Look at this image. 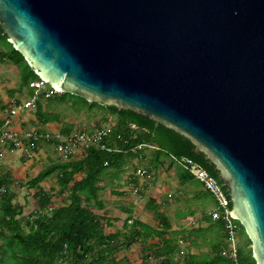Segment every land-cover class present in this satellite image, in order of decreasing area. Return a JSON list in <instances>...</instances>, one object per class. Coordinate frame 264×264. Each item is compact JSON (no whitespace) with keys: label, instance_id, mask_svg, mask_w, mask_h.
<instances>
[{"label":"water","instance_id":"1","mask_svg":"<svg viewBox=\"0 0 264 264\" xmlns=\"http://www.w3.org/2000/svg\"><path fill=\"white\" fill-rule=\"evenodd\" d=\"M0 26L61 93L188 138L264 264V0H0Z\"/></svg>","mask_w":264,"mask_h":264},{"label":"trees","instance_id":"2","mask_svg":"<svg viewBox=\"0 0 264 264\" xmlns=\"http://www.w3.org/2000/svg\"><path fill=\"white\" fill-rule=\"evenodd\" d=\"M0 43L4 46V49L3 47L0 49V60L18 68L22 83L29 87L31 96L33 90L30 88V82L39 79V76L23 55L8 42L1 26ZM65 99L75 102L74 107L62 108L66 112L70 108L75 112L88 109L94 116L92 111L97 109L104 112L101 118L105 121H108V115H114L116 121L112 126L113 132L109 142L119 146L121 151L108 152L97 147H89L82 156L67 160L60 157L53 160L26 182L27 188L34 190L33 193L26 195H31L37 205L29 208L28 212L25 210L31 201L21 203L17 200V194L0 178V187L5 188V191L0 192V264H127L125 257H119L120 251L129 249L140 237L152 235L161 237L162 241L158 254L165 256H154L161 258L159 264H231L223 247L224 223L211 216L207 218L212 220L220 235L217 246L213 247L212 255L197 256L184 253L182 256H175L180 252L179 239L172 238L171 235L169 238L165 237L170 233L168 232L170 225L165 224L168 222L166 218L165 222L159 221L164 228L158 229L130 217L125 222L128 226L125 239H120V234H107L105 226L108 220L94 210L103 206L99 198V183L103 176L118 178L140 154L146 157L147 151L134 152L132 150L134 146L141 143L157 146L150 150L152 156L149 162L142 161L141 164L147 171H152V167L158 168L160 164L170 160L171 164L176 166L177 175L183 184L195 185L197 180L195 181L189 171L172 159L171 155L177 158H191L215 177L217 171L204 153L194 152V145L188 138L130 109L106 106L77 95L58 92L50 97L40 95L35 107L30 110L34 111L36 117L43 123L55 121L64 115L60 109L56 110V104ZM73 129L74 125L66 122L61 132L68 134ZM106 162L108 164H105ZM53 177H56V181L50 188L46 189L41 185L42 181ZM136 179L139 180L138 177ZM146 188L145 183L140 193H144ZM207 194L209 193L205 191L206 197ZM26 195L25 198L28 199ZM147 205L153 209L158 207L151 198ZM155 211L156 218L165 217ZM129 219H133L131 224H128ZM241 227L245 238L244 243L239 245L240 263L256 264L252 242L242 224ZM155 246L156 244L149 245L152 248ZM146 257L143 259L146 260ZM181 257L182 260L179 261Z\"/></svg>","mask_w":264,"mask_h":264},{"label":"crops","instance_id":"3","mask_svg":"<svg viewBox=\"0 0 264 264\" xmlns=\"http://www.w3.org/2000/svg\"><path fill=\"white\" fill-rule=\"evenodd\" d=\"M5 69L15 72L11 63L0 65V71H7ZM16 73H19V71H16ZM3 85L6 89L5 92L7 93L8 91V93L2 94L0 98V124L13 102H19L30 96V89L24 92L20 86L18 89L14 85L15 88L12 87L11 82L3 83ZM66 122L73 123L74 121L64 114L56 118L55 121L43 123L36 117L34 111L29 109L23 110L17 116L13 128L21 133L32 130L61 131ZM153 149L146 148L145 150H141L148 152L146 153V157L144 154H140L139 158L133 161V175L124 176L125 180L123 182L126 183V187H120L119 184L117 187H114V185L110 187L111 185H107L106 183L109 180L108 176H103L99 183V198L103 202V206L94 210L108 220L105 232L107 234H120V239H125L128 231V226L125 222L128 218L139 219L158 229L164 228L161 223L165 222L166 218L168 222L166 221L165 224L170 225L168 231L170 233L165 235V237L169 238L171 235L172 238L179 239L180 252H177L175 256H182L184 253H192L197 256L212 255L213 247L217 246L216 243L220 235L212 220L207 217L211 216L210 212L214 208L215 202L209 192L210 195L207 194L208 196H205L204 188L194 177L193 179L196 181L195 185L181 183L177 175L176 166L171 164L169 160L164 164H160V167H152V171H148L150 175L152 173L156 174V170L160 171V168L163 171L170 172V174H166L168 177L167 181H163L161 178L156 179V181H147L145 178H139L137 181L135 170L137 167H144L141 164L142 161L145 163L149 162L152 156V151L150 150ZM59 158L60 155L55 151L54 144L52 145L50 142H42L33 157H27L21 149H12L7 143L0 144V178L6 181L9 188L17 194V198L22 193H33L34 190L27 188L26 182L35 177L53 160ZM144 168L146 169V167ZM153 178L155 179V177ZM55 181L56 177L48 178L42 181L41 185L47 189L51 185H54ZM142 183L147 184L144 193H135L134 187ZM30 197L31 195L28 196V198ZM150 198L155 201V205L158 206L157 209L148 207L147 202ZM155 210L165 217L156 218L154 214ZM25 211L28 212V208ZM133 219H129L128 224H131ZM173 232L177 234H173ZM223 233V247H226L225 231ZM240 233L242 234V229H240ZM152 236L140 237L138 242L134 243L129 249L120 251L119 257H125L127 264H159L161 258L154 256H165L158 254L162 241L161 237ZM150 244H156V246L152 248L149 247ZM144 256H147L146 260L143 259ZM181 260L182 257L179 261Z\"/></svg>","mask_w":264,"mask_h":264},{"label":"built area","instance_id":"4","mask_svg":"<svg viewBox=\"0 0 264 264\" xmlns=\"http://www.w3.org/2000/svg\"><path fill=\"white\" fill-rule=\"evenodd\" d=\"M30 88L33 94L19 102H13L7 110L5 117L0 124V144L7 143L12 149H21L27 157H33L39 145L42 142H52L55 151L64 160L82 156L89 147H97L100 150L108 152H120L121 148L116 144H110V138L113 132L112 126H102L89 131H74L68 134L61 131H27L18 132L14 130L13 124L17 116L23 110H29L35 107L36 101L40 95L50 97L60 92L52 87L46 80L41 78L32 80ZM146 148H157L154 144L141 143L132 148L133 151L145 150ZM180 166L189 171L205 191L209 192L214 199L215 206L210 214L215 220H222L226 234L225 254L230 258L231 264H241L239 254L238 236L240 234L241 224L233 217L231 211L230 198L222 183L202 167L198 162L191 158H177L171 155ZM105 164H108L107 162ZM135 175L138 178L149 179L150 173L144 167H137ZM145 183L134 187L135 193H140ZM5 191L0 187V192Z\"/></svg>","mask_w":264,"mask_h":264},{"label":"rangeland","instance_id":"5","mask_svg":"<svg viewBox=\"0 0 264 264\" xmlns=\"http://www.w3.org/2000/svg\"><path fill=\"white\" fill-rule=\"evenodd\" d=\"M2 47L4 49V46H2V44L0 43V49H2ZM7 64H8L7 62H2L0 60V65H7ZM13 68H14L15 72L11 71V70H7V69H5L7 71H4V72L0 71V79L2 78V80H3V81L0 80V98H1L2 94L4 95V94L8 93V91H7V93L5 92L6 89L3 85V83L11 82L12 87L15 86V87H17L16 89H18V87L20 86L21 90H23L24 92H27L29 90V87L26 84L22 83L21 73H16V71L17 72L19 71L18 68L15 65H13ZM56 103H58V102H56ZM74 103L75 102L71 99H67V100L65 99L64 101L60 102V104H56V106H57L56 110L60 109L65 115H67L69 117L70 120L74 121L72 123L74 125V129L72 130V132L73 131H84V130L89 131V130H93L95 128H99L102 126H108V125L113 126V124L116 121V117L114 115H108V121H105L104 119L101 118V117H103L104 112L97 110V109H94L92 111L94 116L91 115V112H88V109H82V112H81V110H80V112L79 111L75 112L72 110L73 108L72 109L70 108V110L68 112L62 110V108H66L67 106L68 107H71V106L74 107ZM161 169L162 168L159 169L160 171L156 170L157 171L156 174L152 173L151 174L152 176L148 180L149 181H154V180L156 181V179L161 178L163 181H167L168 177L166 174H170V172L163 171ZM36 170H37V167H36ZM133 171H134V165L132 162V164H130L126 168V170L120 175L121 176L120 178L110 179L108 177L109 180H107L106 183H107V185H111L110 187H112L113 185H114V187H117L118 184L120 185V187H126V183L123 182V180H125L124 176L125 177L132 176ZM153 177H155V179ZM118 179H120V181H118ZM25 194H28V193L20 194V196L17 198V200L21 201L23 204L25 201L30 200L31 202L29 204L28 209L32 208V207H36L37 205L35 204V202H33V198L30 197L27 199V197L25 198ZM26 196H30V195H26ZM241 229H242V227H241ZM243 238H245V235L243 233L242 234L240 233L238 236V244L239 245L241 243H244Z\"/></svg>","mask_w":264,"mask_h":264}]
</instances>
